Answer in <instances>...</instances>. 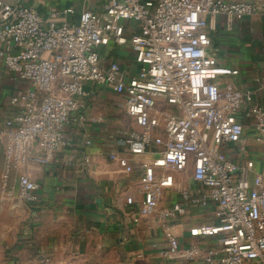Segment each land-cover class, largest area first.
<instances>
[{"label":"built area","instance_id":"obj_1","mask_svg":"<svg viewBox=\"0 0 264 264\" xmlns=\"http://www.w3.org/2000/svg\"><path fill=\"white\" fill-rule=\"evenodd\" d=\"M101 1L102 10L71 5L42 14L24 0H0V67L30 84L10 100L18 112L0 124L6 155L0 189L14 163L47 165L58 150L71 147L70 118L82 107L85 86L94 83L123 96L138 127L123 134V154L151 157L140 163L142 199L133 221L157 216L167 239L163 257L264 264V173L250 178L248 168L223 151L242 142V113L253 118L256 141L264 139V107L255 92L224 82L222 77L238 71L214 65L208 54L209 17L242 20L264 11V0ZM111 44L130 46L129 69L118 61L105 65L100 50ZM190 166L194 181L206 190L203 199L217 209L216 223L200 233L215 237L218 249L203 256L195 248L182 251L168 224L185 209H160L174 174ZM125 172H133L131 163ZM18 188L22 200H35L36 184L28 176L19 177Z\"/></svg>","mask_w":264,"mask_h":264},{"label":"crops","instance_id":"obj_2","mask_svg":"<svg viewBox=\"0 0 264 264\" xmlns=\"http://www.w3.org/2000/svg\"><path fill=\"white\" fill-rule=\"evenodd\" d=\"M57 1L24 0L43 14L62 8ZM71 5L79 10L103 8L101 0ZM208 30V54L214 65L238 71L222 80L240 91L255 92V101L264 107V11L242 20L209 17ZM100 54L105 65L118 61L129 69L134 62L129 45L111 44ZM29 88L28 82L0 67V124L18 112L10 104L12 97ZM85 92L81 109L71 116L67 127L71 147L58 150L47 165L14 163L10 168L7 186L0 189V264H46L47 254L52 255L53 263L61 264L57 255L76 249L84 264H200L201 258L169 261L163 257L167 239L156 215L133 221L142 199L140 163L151 157L123 154V134L138 129L126 113L123 96L94 83L87 84ZM238 118L244 126L242 142L230 143L223 151L234 163L247 167L252 178L264 173V139L256 141L252 117L242 113ZM113 152L119 153V160H111ZM86 157L89 164H84ZM129 163L131 174L125 172ZM5 172V145L0 137V184ZM192 172L190 166L186 172L174 174V186L164 192L160 209H185L168 224L182 251L195 248L203 256L218 249L215 237L200 233L216 223L217 209L203 199L206 190L194 181ZM21 175L36 184L33 202L19 197ZM128 197L135 202L128 204ZM68 230L74 236H64Z\"/></svg>","mask_w":264,"mask_h":264},{"label":"rangeland","instance_id":"obj_3","mask_svg":"<svg viewBox=\"0 0 264 264\" xmlns=\"http://www.w3.org/2000/svg\"><path fill=\"white\" fill-rule=\"evenodd\" d=\"M74 1H78L79 3H83L84 0H58L57 3L59 4L60 7H67L70 6V4H72ZM43 14V13H42ZM68 235L70 237L74 236V234L72 233V230H68L66 233H64V236H66L68 238ZM52 255L51 254H47L45 255V259H44V263L46 264H55L52 261ZM59 257V260L61 261V264H84L81 256L78 253V250H67L65 252H63L60 255H57Z\"/></svg>","mask_w":264,"mask_h":264}]
</instances>
